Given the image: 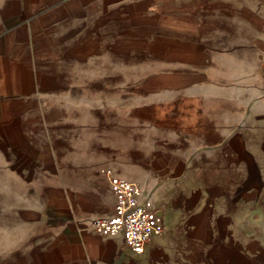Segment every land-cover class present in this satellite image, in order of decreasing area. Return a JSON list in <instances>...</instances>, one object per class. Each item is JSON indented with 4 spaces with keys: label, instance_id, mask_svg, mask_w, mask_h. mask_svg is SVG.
<instances>
[{
    "label": "crops",
    "instance_id": "1",
    "mask_svg": "<svg viewBox=\"0 0 264 264\" xmlns=\"http://www.w3.org/2000/svg\"><path fill=\"white\" fill-rule=\"evenodd\" d=\"M263 61L264 0H0V151L57 175L1 264H264ZM111 175L161 217L141 253L93 228Z\"/></svg>",
    "mask_w": 264,
    "mask_h": 264
},
{
    "label": "rangeland",
    "instance_id": "2",
    "mask_svg": "<svg viewBox=\"0 0 264 264\" xmlns=\"http://www.w3.org/2000/svg\"><path fill=\"white\" fill-rule=\"evenodd\" d=\"M140 71L137 66L132 73L136 76ZM106 75L108 73H95V76ZM98 96L101 100L108 99L106 92L95 93V100ZM138 100L133 98V101ZM27 162L17 161L8 152L0 151V264L22 256L36 227V219L40 213L47 212L46 205L53 198V192L44 187L56 180L57 175L34 173Z\"/></svg>",
    "mask_w": 264,
    "mask_h": 264
},
{
    "label": "built area",
    "instance_id": "3",
    "mask_svg": "<svg viewBox=\"0 0 264 264\" xmlns=\"http://www.w3.org/2000/svg\"><path fill=\"white\" fill-rule=\"evenodd\" d=\"M261 72L264 75V61ZM111 184L115 195L114 212L96 216L93 228L104 236L121 235L126 247L141 253L150 237L162 232L161 217L150 207L149 197L138 184L120 175H111Z\"/></svg>",
    "mask_w": 264,
    "mask_h": 264
}]
</instances>
